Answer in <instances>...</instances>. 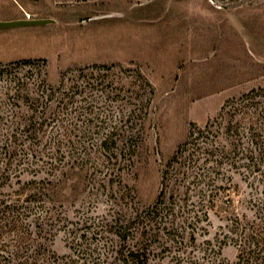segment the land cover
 I'll return each instance as SVG.
<instances>
[{
  "label": "rangeland",
  "instance_id": "1",
  "mask_svg": "<svg viewBox=\"0 0 264 264\" xmlns=\"http://www.w3.org/2000/svg\"><path fill=\"white\" fill-rule=\"evenodd\" d=\"M25 19L56 23L0 30V70L57 103L0 188V264L34 239L46 264H264V0H0ZM53 173L69 199L16 194Z\"/></svg>",
  "mask_w": 264,
  "mask_h": 264
},
{
  "label": "trees",
  "instance_id": "2",
  "mask_svg": "<svg viewBox=\"0 0 264 264\" xmlns=\"http://www.w3.org/2000/svg\"><path fill=\"white\" fill-rule=\"evenodd\" d=\"M12 74L13 72L9 70L6 69L0 70V79L7 81L9 83V86L6 88L5 91H0V96H4L6 97V99L8 98L9 100L15 102V104L20 107V111H18V115L20 114V116L16 115L15 117H13L9 115L6 118L9 125L7 126L6 129L7 131L2 128L3 126H0V188L5 186L4 184L6 183L5 181H12L13 178H20L22 176L20 174H17L16 169H14V163L18 162L17 154H19V146H21L20 140L24 136H27L26 140L28 138H34L35 140H38L41 137L40 132L41 129L43 128L41 127L39 121L41 120V118L44 119L46 115L45 113H43L45 112V108H47L46 105H49L53 102L57 103L55 99H51L50 101L48 100L46 101V103L44 102L47 93L50 92V95H47V99H49L52 96V94H54V96L56 95L57 90L55 87L48 85L46 83L42 84L41 86L39 85L37 88V91L39 92L36 95V92H31V89H29L31 88V84L28 83V81H24L21 79L15 80L12 78ZM63 80L64 79L62 76V82L60 83V88L61 86H63ZM33 93L35 94V96L33 95ZM23 106L26 107L27 111L26 110L24 111L22 109ZM0 118H2L1 115ZM193 137H194V133L192 132L190 138ZM195 139H197V137H195ZM106 145L108 144L106 143ZM181 149L182 147L180 146L176 155L180 154ZM175 158L176 156L175 157L173 156L171 160H175ZM41 160H43V164L39 168L44 170L48 168V170H50L51 172L56 171L57 167L54 164V160H55L54 158L48 157L47 161L45 159H41ZM50 176H52V180L49 181L34 180L31 182H27V184H24L21 190L16 191V194L20 195V197L23 195L25 196L27 195L22 202L30 204V207L31 206L33 207L32 209H35L36 204H38V202L40 201L46 204L48 201H46L44 197L49 196L50 193L52 197L53 196L55 197L51 199L53 201H61L64 199H69V197H66L64 193V191L66 190L65 186L61 187L62 186L61 184L64 183L66 180L60 179V177L56 175V173H53ZM26 185H28V188H26ZM58 195H60L62 199L59 198ZM21 198L14 203L20 202L22 200ZM6 202L7 201L4 200L2 204L4 205ZM9 207H11V205L10 206L6 205V207L2 210V212L4 214L12 213L13 215L15 206L12 209L11 208L9 209ZM29 228H31L30 225ZM29 233H30L29 238L31 239L32 238L31 236H33V232L29 231ZM251 240L255 242L256 245V242L258 241L257 236L256 237L251 236ZM35 241H37V239L32 240V243L30 245L31 248L29 249L30 251H27L26 255H24L25 258L24 264H46L47 262L46 259L43 257L45 255L44 252L41 254V256H39V254L36 252L37 249H34L36 248V245H34ZM248 244L249 242L248 243L245 242V247L241 251V254L239 256L240 262L238 264H240L242 259H244L245 255L247 254V249L248 248L251 249L254 243L251 245L250 242L249 245L250 247H248ZM41 245L44 244L40 243V246ZM143 256L144 255H141L139 251L131 252L127 255V257L131 259V261L135 264H146V260L144 259ZM13 262L14 259H11L9 264H12Z\"/></svg>",
  "mask_w": 264,
  "mask_h": 264
},
{
  "label": "water",
  "instance_id": "3",
  "mask_svg": "<svg viewBox=\"0 0 264 264\" xmlns=\"http://www.w3.org/2000/svg\"><path fill=\"white\" fill-rule=\"evenodd\" d=\"M56 22L51 19H36V20H17L9 22H0V30H10L27 27H44L55 24Z\"/></svg>",
  "mask_w": 264,
  "mask_h": 264
}]
</instances>
